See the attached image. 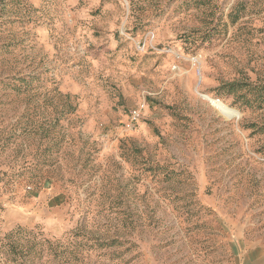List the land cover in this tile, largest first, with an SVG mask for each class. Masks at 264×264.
Wrapping results in <instances>:
<instances>
[{"label":"rangeland","instance_id":"1","mask_svg":"<svg viewBox=\"0 0 264 264\" xmlns=\"http://www.w3.org/2000/svg\"><path fill=\"white\" fill-rule=\"evenodd\" d=\"M0 264H264V0H0Z\"/></svg>","mask_w":264,"mask_h":264},{"label":"bare ground","instance_id":"2","mask_svg":"<svg viewBox=\"0 0 264 264\" xmlns=\"http://www.w3.org/2000/svg\"><path fill=\"white\" fill-rule=\"evenodd\" d=\"M218 102H220V101H218Z\"/></svg>","mask_w":264,"mask_h":264}]
</instances>
